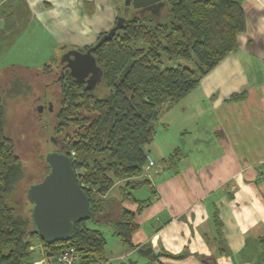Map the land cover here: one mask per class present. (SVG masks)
Returning <instances> with one entry per match:
<instances>
[{"label":"crops","instance_id":"1","mask_svg":"<svg viewBox=\"0 0 264 264\" xmlns=\"http://www.w3.org/2000/svg\"><path fill=\"white\" fill-rule=\"evenodd\" d=\"M241 2L245 27L236 36V48L182 100L160 108L155 136L145 147L153 161L149 185L130 188L136 200L148 203L138 210V201L122 194L127 180L143 176L117 179L102 196L138 211L139 224L131 236L132 247L113 240L114 254L106 255L105 264H111L110 258L116 264H263L264 0ZM121 3L0 0V72L20 65L6 59H14L10 52L32 31L37 34L29 43L30 60L37 56L38 45L52 57L61 45L78 49L94 44L124 16ZM234 94L240 96L233 99ZM176 150L175 160L163 164L162 159ZM31 247L34 263L46 264L42 245ZM146 247L154 255L137 252Z\"/></svg>","mask_w":264,"mask_h":264},{"label":"trees","instance_id":"2","mask_svg":"<svg viewBox=\"0 0 264 264\" xmlns=\"http://www.w3.org/2000/svg\"><path fill=\"white\" fill-rule=\"evenodd\" d=\"M244 27L241 0H161L155 10L135 9L120 29L92 50L102 72L101 81L92 88L72 78L68 69L62 70L59 56L68 48L65 45L41 67L10 65L0 72V264H34L32 237L45 248L46 264H59L56 256L64 249L77 253L76 264H105L107 239L100 229L87 226L88 220L107 224L111 234L131 248V236L139 228L138 211L102 196L117 179L143 176L127 180L122 187L123 198L138 201L130 188L149 185L153 164L145 168L151 161L145 147L155 136L161 106L187 96L203 75L236 48V36ZM162 55L191 64L161 67ZM55 67H59L54 78L59 96L51 106L50 131L61 137L66 148L53 151L70 157L92 217L73 220L68 240L45 243L34 230L32 203L22 195L31 184L29 179L38 176L33 182H40L49 172L46 152L40 156L42 166L30 171L6 129V115L9 105L33 92L36 77H49ZM2 78L7 83H1ZM47 85L43 82L39 91ZM177 155L176 150L162 159L163 164ZM24 201L28 208L22 210ZM146 203L138 201V210ZM259 256L264 264V253Z\"/></svg>","mask_w":264,"mask_h":264},{"label":"water","instance_id":"3","mask_svg":"<svg viewBox=\"0 0 264 264\" xmlns=\"http://www.w3.org/2000/svg\"><path fill=\"white\" fill-rule=\"evenodd\" d=\"M123 8L148 10L158 7L161 0H121ZM156 7V8H157ZM125 17L118 16L115 23L85 51L69 48L59 59L63 68L76 81H84L87 88L101 81L102 72L96 64L92 50L123 26ZM51 106V105H49ZM40 108V107H39ZM41 109V108H40ZM49 172L27 189V199L32 203L31 217L34 230L45 243L66 241L69 238L72 221L92 217L88 199L76 180L70 157L64 152L52 151L45 156ZM138 253L147 255L151 248H139ZM154 255V253H151ZM128 263L135 262L127 259ZM121 262L119 264H122Z\"/></svg>","mask_w":264,"mask_h":264},{"label":"rangeland","instance_id":"4","mask_svg":"<svg viewBox=\"0 0 264 264\" xmlns=\"http://www.w3.org/2000/svg\"><path fill=\"white\" fill-rule=\"evenodd\" d=\"M122 9L123 11L121 14L127 17L131 16L135 10L131 6L125 9L123 8V5H122ZM29 32L31 31L24 33L22 39ZM36 34H37L36 32L32 31V36L35 37ZM32 36H28V37L26 36L23 39V45H20L17 51L10 52V54H14V59H6V61L20 65H30L37 67H41L43 63L47 62V60L51 56L50 53L49 55L45 53L46 51L42 45H38L37 48L38 54L35 58H33L32 60L28 58V50L29 48H31L29 43L32 42L33 39ZM57 48L58 47H56V51L54 55L58 53ZM60 57L61 55L59 56V59ZM178 64L190 65L191 63L181 58H175V57L170 58L167 55L161 56V62H160L161 67L176 66ZM58 70L59 67H55L54 70L55 72L52 71V74H50L49 77L46 76L43 78L36 77L33 80V86H34V89H32L33 92L25 96H20V98L17 101L13 102L11 105L8 106L7 115H6V119H7L6 129L9 132V134L14 138L16 151L22 157L25 163H27V166L30 169V171H32L33 168L37 170L36 168L42 166L41 165L42 159L40 158V156H42L44 152H46L47 154L48 152H52L54 148H60L63 150L66 148L65 143L61 140V137L58 135L54 136L52 134V130L50 131L51 124L54 120L53 117L54 115L53 112L51 111L52 109L51 106L55 103V101H57L59 96L56 86L57 82L54 79L58 76ZM43 82H46L49 85H47L42 91H39L40 88H43ZM1 83H7V81L2 78ZM39 99L41 100V102L38 101ZM44 101L46 103H44L43 105L42 102ZM53 137L55 142H53L52 140ZM37 177L38 176H35L34 179H36ZM34 179L31 180L29 179L28 183H30L31 181L30 185L34 184L33 182ZM142 189L143 191H146L145 190L146 188L144 186L142 187ZM26 193H27L26 191H23V195H22L23 198L25 197ZM22 207H23L22 210L28 208L27 203L25 201L22 204ZM87 226L91 228H98L103 232L104 236L107 239L106 255L108 257H113L114 253H112L111 251L114 250L115 244L112 241L113 240L119 241V239L111 234L112 233L111 228L107 224H97L93 220H88ZM31 240L32 243L40 242V240L36 237H32ZM251 248L252 245L251 246L249 245L250 250ZM35 252L36 251H34V254H36ZM36 256L38 255L36 254ZM127 258H131V257H127ZM110 262L111 264H116V261H113L112 258H110Z\"/></svg>","mask_w":264,"mask_h":264},{"label":"built area","instance_id":"5","mask_svg":"<svg viewBox=\"0 0 264 264\" xmlns=\"http://www.w3.org/2000/svg\"><path fill=\"white\" fill-rule=\"evenodd\" d=\"M152 164L153 163L150 161L145 168L148 170ZM56 261L59 264H76L78 261V255L73 249H64L58 253L56 256Z\"/></svg>","mask_w":264,"mask_h":264},{"label":"flooded vegetation","instance_id":"6","mask_svg":"<svg viewBox=\"0 0 264 264\" xmlns=\"http://www.w3.org/2000/svg\"><path fill=\"white\" fill-rule=\"evenodd\" d=\"M129 7H130V6H129ZM156 7H157V6H156ZM156 7H154L152 10H155ZM137 10H138V9H137ZM134 11H135V10H134ZM62 65H63V64H62ZM65 68H66V67H65ZM65 68L62 67V70L65 69ZM66 69H67V68H66ZM43 105H44V104H43Z\"/></svg>","mask_w":264,"mask_h":264}]
</instances>
